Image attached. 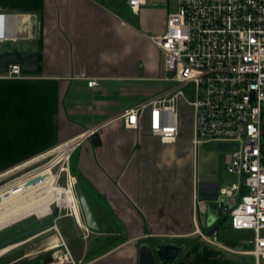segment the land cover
Wrapping results in <instances>:
<instances>
[{"label":"crops","instance_id":"0c3cea01","mask_svg":"<svg viewBox=\"0 0 264 264\" xmlns=\"http://www.w3.org/2000/svg\"><path fill=\"white\" fill-rule=\"evenodd\" d=\"M165 9L147 4L135 13L125 0H0V55L41 56L39 73L0 79V179L80 140L69 172L99 229L78 223L77 236L69 227L74 264H138L141 245L167 244L183 246L173 264H255L250 247L221 229L227 215L218 216L217 203L199 199L216 173L199 179L191 137L165 145L146 124L138 132L121 117L157 94L164 55L149 37L164 33ZM214 226L211 243L199 232Z\"/></svg>","mask_w":264,"mask_h":264},{"label":"built area","instance_id":"2783aa9c","mask_svg":"<svg viewBox=\"0 0 264 264\" xmlns=\"http://www.w3.org/2000/svg\"><path fill=\"white\" fill-rule=\"evenodd\" d=\"M125 2L135 13L150 3L175 6L167 13L164 33L149 37L164 55V76L158 79L157 94L122 114L125 127L141 132L146 124L149 134L162 144H176L181 135L178 104L186 100L182 87L193 84V100H186L192 109L193 150L208 143L236 145L235 150L222 152L225 170L237 181L220 185L218 198L230 202L227 216L231 228L252 233L246 254L253 256L255 264H264V0ZM24 77L18 64L0 73V79ZM169 82L175 86L168 88ZM96 85L94 80L88 82L89 87ZM79 141L55 147L20 177L4 180L0 195L8 197L20 184H42L50 176L56 187L72 191L81 216L75 194L77 182L68 167ZM68 210L67 215L76 220L75 211ZM65 259L74 264L68 251Z\"/></svg>","mask_w":264,"mask_h":264},{"label":"rangeland","instance_id":"374dc122","mask_svg":"<svg viewBox=\"0 0 264 264\" xmlns=\"http://www.w3.org/2000/svg\"><path fill=\"white\" fill-rule=\"evenodd\" d=\"M151 4V3H150ZM166 13L172 12L175 10V6L170 4L168 7H165ZM164 61V60H163ZM162 61V76H164V62ZM168 88H172L175 86L174 83L169 82L167 84ZM182 91L184 92L186 100H193L194 89L193 84H189L185 87H182ZM153 94V93H151ZM150 94V95H151ZM186 100L181 99L178 104V114H179V123L181 136L185 141L187 138L192 136V109L187 105ZM180 136V137H181ZM264 145V140H263ZM198 157V171H199V179H204L205 172L213 171L214 175L207 176L209 179L213 178L222 186H230L232 183L237 181V177L225 171L223 167L222 158L224 153L222 151L217 150L215 143L203 144L198 147L196 150ZM25 171H29L26 169ZM23 173V172H21ZM71 173V174H70ZM20 174V173H19ZM69 175H73L72 172H69ZM61 184L65 185V176H62ZM78 184V183H77ZM56 204V203H55ZM55 204L51 205L50 214L37 218L36 216H31L29 218L18 221L14 224H11L0 230V242L13 237L27 229H29L33 224L37 223L43 219H50L53 221V224L56 229L49 230L33 239L15 247L10 250L6 254L0 257V264H70L65 260H61L60 258H65L67 254L66 246L63 244V237L66 241L67 247L74 258V262H76V255L74 247H77V242H70V237L68 236L71 228V234L74 233L78 236V226L77 222L73 217L68 216L69 213L68 208L65 209L61 207L60 209L56 207ZM60 207V206H59ZM81 219L83 222V218L81 215ZM84 225V222L82 223ZM221 229H225L227 232L228 238L236 242H242L247 244L248 239L252 237V233L248 231H239L234 230L230 226V219L227 216L222 224ZM77 226V227H76ZM85 226V225H84ZM60 231V235H59ZM56 237L58 240V247L51 249L52 246V238ZM74 237V236H73ZM248 245V244H247ZM50 246V247H49Z\"/></svg>","mask_w":264,"mask_h":264},{"label":"water","instance_id":"95a60500","mask_svg":"<svg viewBox=\"0 0 264 264\" xmlns=\"http://www.w3.org/2000/svg\"><path fill=\"white\" fill-rule=\"evenodd\" d=\"M18 64L23 73L37 74L41 70V56L38 53L30 54L23 57L18 52L5 53L0 55V73L6 72L9 65ZM219 151L235 150L236 145L218 143L216 145ZM220 184L217 182H210L204 184L200 188L199 199L215 202L218 206V216L224 218L230 208V202L225 199L218 198V189ZM75 194L79 204L80 212L83 218L85 228L87 230L98 231L99 227L97 221L92 213L83 189L79 184L75 185ZM56 229L53 221L48 219L36 226H33L13 237H10L0 242V251L9 247H16L21 245L34 237H37L49 230ZM217 227L214 226L209 232L207 237L213 239L216 236ZM183 246L176 244H167L163 246H156L152 249L148 245H141L139 248L138 264H173L181 255Z\"/></svg>","mask_w":264,"mask_h":264},{"label":"bare ground","instance_id":"6f19581e","mask_svg":"<svg viewBox=\"0 0 264 264\" xmlns=\"http://www.w3.org/2000/svg\"><path fill=\"white\" fill-rule=\"evenodd\" d=\"M55 203L60 207L74 210L77 222L84 226L72 191L56 187L52 178L48 176L46 182L42 184H20L10 191L8 197L0 195V230L31 216L40 219L50 214L51 205ZM51 245L49 246L51 249L58 247L56 237L52 238ZM14 248L9 247L0 251V257ZM60 259L66 261L65 258Z\"/></svg>","mask_w":264,"mask_h":264},{"label":"flooded vegetation","instance_id":"af4514ba","mask_svg":"<svg viewBox=\"0 0 264 264\" xmlns=\"http://www.w3.org/2000/svg\"><path fill=\"white\" fill-rule=\"evenodd\" d=\"M22 172H23V171H22ZM19 173H20V174H19ZM22 174H23V173H21L20 171H18V172H16V173H14V175L12 176V178L14 179V178L20 177ZM3 184H4V181H3V180H0V187H1ZM46 220H48V219L40 220V221H38L37 223L33 224L31 227L36 226V225H38V224H40V223H42V222H44V221H46ZM31 227H30V228H31Z\"/></svg>","mask_w":264,"mask_h":264},{"label":"trees","instance_id":"16d2710c","mask_svg":"<svg viewBox=\"0 0 264 264\" xmlns=\"http://www.w3.org/2000/svg\"><path fill=\"white\" fill-rule=\"evenodd\" d=\"M79 184V183H78Z\"/></svg>","mask_w":264,"mask_h":264}]
</instances>
